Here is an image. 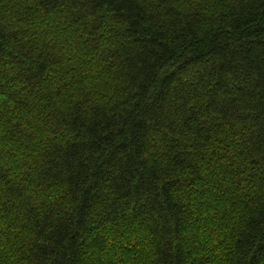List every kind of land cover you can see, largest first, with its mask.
<instances>
[{
	"label": "trees",
	"instance_id": "1",
	"mask_svg": "<svg viewBox=\"0 0 264 264\" xmlns=\"http://www.w3.org/2000/svg\"><path fill=\"white\" fill-rule=\"evenodd\" d=\"M0 264H264V0H0Z\"/></svg>",
	"mask_w": 264,
	"mask_h": 264
}]
</instances>
